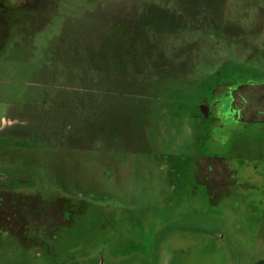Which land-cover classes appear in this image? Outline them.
<instances>
[{"label":"rangeland","instance_id":"rangeland-1","mask_svg":"<svg viewBox=\"0 0 264 264\" xmlns=\"http://www.w3.org/2000/svg\"><path fill=\"white\" fill-rule=\"evenodd\" d=\"M33 2L0 0V187L65 223L0 264L264 260V90L200 114L214 72L264 82V0Z\"/></svg>","mask_w":264,"mask_h":264},{"label":"flooded vegetation","instance_id":"flooded-vegetation-1","mask_svg":"<svg viewBox=\"0 0 264 264\" xmlns=\"http://www.w3.org/2000/svg\"><path fill=\"white\" fill-rule=\"evenodd\" d=\"M41 1L42 0H34V2L32 3L34 5L33 7H38L39 10L42 3ZM2 18L7 19V17L5 16H2ZM2 25L3 24H1L0 30L1 28L3 29L4 27ZM225 66H228V64ZM229 76L230 74L226 69L214 72V74L211 76V80L214 79V83L212 86L210 84V88H211L210 94L209 96L204 98L203 103L200 106V111H201L200 114L206 120H216L221 122L229 119L235 121L236 119H240L241 114L242 117L246 120V118H248V115L250 114L245 113L244 108L246 107V105L249 104V102L242 92L245 89L257 88V94L253 98L254 101V99L257 98L258 92L262 89L264 90V82L263 81L261 82V80L257 85L245 84L235 87L233 86L232 83H229L230 82L228 81ZM239 101L241 102V104H243V108L238 107ZM258 113H260V117L264 116V111H258ZM248 120L251 119L248 118ZM209 160L216 161L217 159H209ZM213 168H215L214 165H208V169H212V172L214 170ZM219 173L221 174L222 172L219 171ZM27 200L28 199H26L25 197H22L20 199V193H17L16 195L14 194L9 195L6 191H2L0 187V232L15 233L18 240L20 241V230H21L23 237L22 243L25 242L27 243L28 241L30 242V244L36 242L37 243L45 242V240L50 236L51 229L65 223V221L62 219L65 212H63V210L61 209H60L61 211L60 210L58 211L57 208L55 209L52 208V211H48V212L38 208L27 209L26 208L28 204ZM20 203H22L23 205L22 208H20ZM20 211H22L23 213L22 215H20ZM25 211H27L28 213L32 211V213H34L35 219L33 220V223L32 222L30 223L29 221H27V219L24 218ZM53 212H55L57 219L56 220L54 219L52 223L49 222V225L47 224L42 225L44 229L43 241L41 240L40 237H38L40 241L31 239L32 238L31 236L35 235L34 232L39 231V229H35V227L39 226V224L41 223L37 218L42 217V215L45 216L46 213L53 214Z\"/></svg>","mask_w":264,"mask_h":264},{"label":"trees","instance_id":"trees-1","mask_svg":"<svg viewBox=\"0 0 264 264\" xmlns=\"http://www.w3.org/2000/svg\"><path fill=\"white\" fill-rule=\"evenodd\" d=\"M256 264H264V260L257 262Z\"/></svg>","mask_w":264,"mask_h":264},{"label":"crops","instance_id":"crops-1","mask_svg":"<svg viewBox=\"0 0 264 264\" xmlns=\"http://www.w3.org/2000/svg\"><path fill=\"white\" fill-rule=\"evenodd\" d=\"M40 9H41V7H40Z\"/></svg>","mask_w":264,"mask_h":264}]
</instances>
